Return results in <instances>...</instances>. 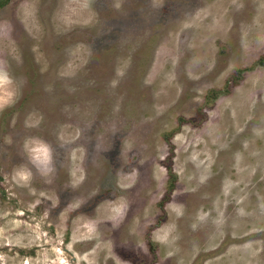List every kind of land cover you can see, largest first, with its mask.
<instances>
[{"label": "rangeland", "instance_id": "rangeland-1", "mask_svg": "<svg viewBox=\"0 0 264 264\" xmlns=\"http://www.w3.org/2000/svg\"><path fill=\"white\" fill-rule=\"evenodd\" d=\"M0 68V264H264V0H0Z\"/></svg>", "mask_w": 264, "mask_h": 264}, {"label": "clouds", "instance_id": "clouds-1", "mask_svg": "<svg viewBox=\"0 0 264 264\" xmlns=\"http://www.w3.org/2000/svg\"><path fill=\"white\" fill-rule=\"evenodd\" d=\"M12 80L3 68H0V88L10 85ZM33 161L38 167L45 171H52L50 167L52 160V149L51 146L43 141H37L36 146L32 149Z\"/></svg>", "mask_w": 264, "mask_h": 264}]
</instances>
